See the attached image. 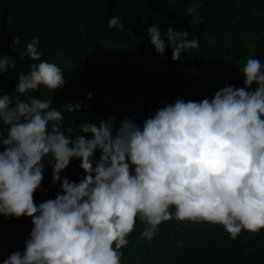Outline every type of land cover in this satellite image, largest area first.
I'll use <instances>...</instances> for the list:
<instances>
[{
  "label": "clouds",
  "instance_id": "9594fccd",
  "mask_svg": "<svg viewBox=\"0 0 264 264\" xmlns=\"http://www.w3.org/2000/svg\"><path fill=\"white\" fill-rule=\"evenodd\" d=\"M121 19L112 16L108 28L123 29ZM147 35L158 54L171 47L173 61L199 48L198 39L172 27L162 33L153 24ZM19 44L13 37L10 51L39 63L19 75L17 93L65 85L61 68L41 60L38 37L24 51ZM15 67L11 56H0V73ZM242 76L243 87L225 85L199 101L176 98L142 122L84 123L74 137L62 130L63 114L51 99L0 95V216L30 217L32 224L23 249L2 264H121L137 218L149 244L172 219L222 225L233 240L242 230L264 229V64L248 58ZM74 158L82 177L61 178ZM48 166L60 191L37 204Z\"/></svg>",
  "mask_w": 264,
  "mask_h": 264
},
{
  "label": "trees",
  "instance_id": "16d2710c",
  "mask_svg": "<svg viewBox=\"0 0 264 264\" xmlns=\"http://www.w3.org/2000/svg\"><path fill=\"white\" fill-rule=\"evenodd\" d=\"M191 8L196 12H189ZM112 16L122 18L123 29L108 28ZM153 24L162 33L169 27L189 32L188 39H198L199 48L182 50L175 61L171 47L158 54L147 35ZM13 37L20 38V51L38 37L41 60L61 68L65 85L17 93L19 75L39 61L10 51ZM162 38L167 45V37ZM4 55L11 56L16 67L0 73V95L51 99L50 107L63 114L62 130L74 137L82 134L79 127L84 123L98 125L114 118L118 126L129 117L142 122L176 98L199 101L225 85L243 87L247 59L264 64V0H0ZM66 104L81 107L67 112ZM95 155L98 158L99 151ZM79 164L74 158L61 178L77 181L83 175ZM43 176L34 193L37 204L60 191V182L52 183L50 166ZM31 228L30 217L0 216V264L23 249ZM143 228L137 218L129 243L121 249V264H264V229L242 230L233 240L222 225L172 219L158 226L149 244Z\"/></svg>",
  "mask_w": 264,
  "mask_h": 264
}]
</instances>
